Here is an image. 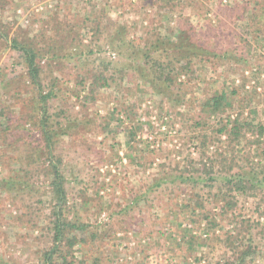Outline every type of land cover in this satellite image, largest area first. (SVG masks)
<instances>
[{"label": "rangeland", "instance_id": "obj_1", "mask_svg": "<svg viewBox=\"0 0 264 264\" xmlns=\"http://www.w3.org/2000/svg\"><path fill=\"white\" fill-rule=\"evenodd\" d=\"M263 6L264 0L0 1L9 38L20 32L41 49V78L56 94L51 113L61 114L65 128L53 155L63 160L64 210L79 224L73 234L86 239L74 245L67 264H211L249 245L257 252L247 264H264V131H243L238 140L229 133L237 119L264 126V34L253 23ZM180 22L190 23L200 45L237 56L181 62L172 94L162 95L111 42L120 25L135 45L154 31L174 39ZM55 28L60 44L47 47L39 36L44 30L52 36ZM73 38L75 45L65 49ZM71 51L80 55L71 58ZM104 63L110 66L106 86L95 83ZM27 74L24 60L0 39V109L14 89L24 90L13 99L22 112L26 100L34 102L37 87ZM221 93L225 109L210 114L204 98ZM30 111L36 114L34 103ZM5 124L0 115V132ZM20 125L30 128L28 140L38 136L30 121ZM25 143L0 135L1 264H39L53 243L50 227L60 203L41 163L27 175L20 160L13 161L26 155ZM209 159L217 181L206 177ZM238 172L248 174L244 192L231 191L225 181ZM12 181L34 191L11 189Z\"/></svg>", "mask_w": 264, "mask_h": 264}, {"label": "trees", "instance_id": "obj_2", "mask_svg": "<svg viewBox=\"0 0 264 264\" xmlns=\"http://www.w3.org/2000/svg\"><path fill=\"white\" fill-rule=\"evenodd\" d=\"M243 9V11L248 10L246 7ZM102 19L103 17L101 18L100 16V19L97 20L98 29L100 28V25H102V21H104ZM253 19V23L255 22L256 25V31L260 34H264V6L262 7L261 12L258 14H253ZM114 25L116 24L114 23ZM2 27L7 30L3 32ZM116 29L117 30L114 37L112 38L111 45L114 49H116L119 57H124V60L126 61L132 60L135 63L137 62V69L139 71L138 75L140 78L146 81V83L151 86V89L159 92L162 95H170V93L172 94L175 85V75L173 73L177 65H179L181 62H187L189 65L194 60H208L207 58L210 56L215 58L227 57V55L231 57L237 56L235 53L236 51L229 52V50H227L225 52H217L215 50H210L208 45H200L198 38L194 37V28L190 25V23L187 22L179 23V30L174 39L173 36H161L160 34H156L154 31L153 33L149 34L150 37L149 39L147 38V41L139 45H135L133 41L127 37L129 32L124 26L120 25ZM8 30L9 27H7V25H2L0 22V39L5 38V40L11 44V47L14 49V51H16L18 55L24 60V63L28 69L27 76L30 80L29 85L37 87V98L34 97V102L29 99L26 100L22 105V112V110L19 108L20 102H14L13 99L15 95L16 97L22 96L24 90H12V100H10L9 104L0 109V115L5 117L6 121V124L4 126L2 125V131L0 132V135H4L5 137L6 135L10 134L17 139L19 145L20 142H26L25 144H28V149L25 153L26 155L22 154L19 155V157H12L13 161L20 160V165L23 168V172L28 175L31 173V169L36 165V163H41L42 167L48 172L46 173L47 176H52V181L50 184L51 192H53V194L57 197L60 205L53 211L52 227H50V235L52 236L53 243L48 248H45L42 253V260L39 264H59L58 261L60 260L64 264H67L68 259L73 255L72 248L74 245L78 242L81 243V241L82 243H86V239L78 240V236L73 234L74 231L79 228V224L69 220L64 210L67 193L65 188L66 176L62 168L63 160L60 156L53 155V147L56 144L57 137H59L63 131L65 132V128L62 126L61 122L57 120L59 117H61V114L53 115L51 113L52 107L50 106V102L56 97V94L53 88H51L49 92L45 90L46 87L44 86L41 78L42 74L44 73V67L40 64V61L44 57V55L41 54V49H38L37 46L34 45L33 40H24L23 38L27 37H25L23 34H20V32H18L16 36L9 38ZM58 31L59 29L56 28L49 29V33L54 32V35L47 36V34L44 33V30L39 37L47 44V47H53L54 45L57 46L60 44V40L58 41V39L54 38L53 36L58 37ZM75 42L76 39L73 38L71 43L66 45L65 49H67V47L71 48V45H75ZM88 54L89 56H92L94 53L93 51H89ZM78 55L80 54L73 53V51L69 52V57L71 58ZM54 58L61 57L56 54ZM102 66L103 70L99 72V75H95V83L97 84L100 81H103V85L106 86L108 85V78L105 76V72L109 70L110 66L107 63H104ZM126 70V66L122 65L118 72L124 73ZM95 83L92 85H95ZM92 92L94 91L92 90ZM32 103L35 104L36 114L30 111ZM226 103L227 95L225 93H221L220 95H215L211 98H204L203 105L208 109L210 114H216L217 112H222L225 109ZM17 108L19 109L15 111ZM61 112L62 114H65L64 111ZM25 113L35 115L29 116L28 114V116H25L23 115ZM21 119L26 122L30 121L36 125V128L39 130L38 136L33 138L32 141L28 140L29 136H26L29 135L30 128L20 125ZM256 129L258 131H256ZM16 130H20L23 136L18 137ZM243 131H247L251 134L257 133L258 135H262L264 126L262 124H256L255 122H239L237 119L234 121L229 133L230 136L235 137L238 140ZM17 148L18 146L14 148L16 152H18ZM202 156L206 155L203 154ZM209 160L211 164L208 167V171H205L206 177H208V181H217V178H214L210 175L213 169L212 166L214 161L211 159ZM205 165L206 164H204V166ZM210 169L211 171H209ZM231 171H233V168ZM247 175H241L239 172L230 174V177L225 178V181L231 191L237 190L244 192V183L246 181L245 177H247ZM191 178H193L194 181H197V179L194 177H189L187 179L191 180ZM198 179L203 180L204 178L200 177ZM30 187L31 185L27 182H10V188L15 190L17 189L18 191H21V193L26 192L28 194L33 192L34 189ZM72 234L73 236L70 237L69 235ZM256 252L257 250L252 245H249L245 249L235 252L232 258L224 259L223 261H218L211 264H247L249 262V258L255 255Z\"/></svg>", "mask_w": 264, "mask_h": 264}]
</instances>
